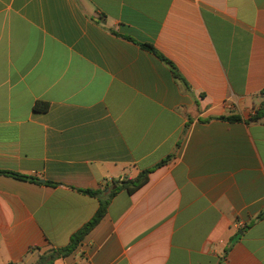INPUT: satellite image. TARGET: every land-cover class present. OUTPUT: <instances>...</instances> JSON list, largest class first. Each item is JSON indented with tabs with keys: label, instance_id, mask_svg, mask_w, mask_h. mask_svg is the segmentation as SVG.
I'll list each match as a JSON object with an SVG mask.
<instances>
[{
	"label": "crops",
	"instance_id": "0c3cea01",
	"mask_svg": "<svg viewBox=\"0 0 264 264\" xmlns=\"http://www.w3.org/2000/svg\"><path fill=\"white\" fill-rule=\"evenodd\" d=\"M263 89L264 0H0V264H264Z\"/></svg>",
	"mask_w": 264,
	"mask_h": 264
},
{
	"label": "trees",
	"instance_id": "16d2710c",
	"mask_svg": "<svg viewBox=\"0 0 264 264\" xmlns=\"http://www.w3.org/2000/svg\"><path fill=\"white\" fill-rule=\"evenodd\" d=\"M146 47L150 50H153V48L151 46L146 45ZM172 68H173L175 77L180 79V75L177 74L174 67H172ZM262 93H264V89H263ZM36 107L38 108L39 106L36 105ZM47 108H48V104H43L41 109L47 110ZM263 116H264V106L260 110H258L257 113L254 114L248 120V122H257V121L261 120L263 118ZM221 119L229 121V122H240L242 120L241 117H239V116L222 117ZM168 160H169V158L167 160L162 161V163H160V166L167 163ZM0 173L8 174V175L14 176V177L19 178V179H28L27 177L20 176L17 174H10V173H5V172H0ZM149 173H150L149 170L144 171L135 179L125 180L122 182H114L115 185H118L117 188H115L109 194H107L106 198L104 200H100V207H99L97 213L95 214V216L92 218V220H90L80 230H78L76 233H74L70 239L69 245L67 247L59 249L57 251V255L59 257L60 256L66 257V256L70 255L71 253H73L78 248V246L83 242V240L86 238V236L104 218L111 198L114 195H116L119 192V190L125 189V190H128L130 193H133L136 190L140 189L142 186H144L146 184V182L148 180V174ZM81 192L88 194V195H91V196H98V195H101L103 193L102 191H92V190H81Z\"/></svg>",
	"mask_w": 264,
	"mask_h": 264
},
{
	"label": "built area",
	"instance_id": "2783aa9c",
	"mask_svg": "<svg viewBox=\"0 0 264 264\" xmlns=\"http://www.w3.org/2000/svg\"><path fill=\"white\" fill-rule=\"evenodd\" d=\"M228 107H229V108H232V105H231V104H229V105H228ZM241 225H242V224H239L238 226H241Z\"/></svg>",
	"mask_w": 264,
	"mask_h": 264
},
{
	"label": "water",
	"instance_id": "95a60500",
	"mask_svg": "<svg viewBox=\"0 0 264 264\" xmlns=\"http://www.w3.org/2000/svg\"><path fill=\"white\" fill-rule=\"evenodd\" d=\"M109 190H107V192H108Z\"/></svg>",
	"mask_w": 264,
	"mask_h": 264
}]
</instances>
